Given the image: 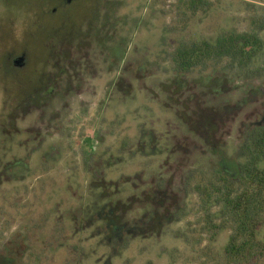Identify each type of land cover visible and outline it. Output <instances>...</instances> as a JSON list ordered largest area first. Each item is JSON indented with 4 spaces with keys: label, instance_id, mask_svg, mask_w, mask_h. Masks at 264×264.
Returning <instances> with one entry per match:
<instances>
[{
    "label": "rangeland",
    "instance_id": "1",
    "mask_svg": "<svg viewBox=\"0 0 264 264\" xmlns=\"http://www.w3.org/2000/svg\"><path fill=\"white\" fill-rule=\"evenodd\" d=\"M213 1L182 19L176 0H0V264L221 254L229 232L208 241L185 182L222 159L232 169L264 125L263 95L236 87L264 88V75L181 76L168 56L247 30L264 0Z\"/></svg>",
    "mask_w": 264,
    "mask_h": 264
},
{
    "label": "trees",
    "instance_id": "2",
    "mask_svg": "<svg viewBox=\"0 0 264 264\" xmlns=\"http://www.w3.org/2000/svg\"><path fill=\"white\" fill-rule=\"evenodd\" d=\"M176 2L173 11L182 19L206 14L214 6L213 0ZM168 58L177 73L221 67L234 77H260L264 12L252 11L247 30L222 32L214 42L182 40ZM235 152L231 170L224 168L222 159L214 170H207L211 172H191L186 192L195 199L196 225L210 243L221 232H229L221 254L209 255L210 264H264V125L248 132ZM209 249L206 245L202 251Z\"/></svg>",
    "mask_w": 264,
    "mask_h": 264
},
{
    "label": "flooded vegetation",
    "instance_id": "3",
    "mask_svg": "<svg viewBox=\"0 0 264 264\" xmlns=\"http://www.w3.org/2000/svg\"><path fill=\"white\" fill-rule=\"evenodd\" d=\"M178 74L181 75V76H185L186 74H189V73H178ZM179 82H180V80H179ZM245 88L246 87H241V86L236 87V89H238V92L245 91V92H251L252 94H260V95L262 94L263 95V101H261V104H260V106H261L260 107V110H261L260 113H261V115H263L264 114V88L262 86H259V85L258 86H253V87H249L248 90H245ZM125 93L127 94V92H125ZM252 99L253 98L249 97V101L250 102L252 101ZM257 121L258 120H255L254 122H257ZM259 127H261V126H259ZM255 128H258V127L252 126L251 130H253ZM245 137H246V135H245Z\"/></svg>",
    "mask_w": 264,
    "mask_h": 264
}]
</instances>
